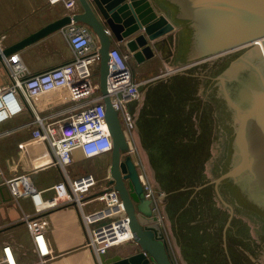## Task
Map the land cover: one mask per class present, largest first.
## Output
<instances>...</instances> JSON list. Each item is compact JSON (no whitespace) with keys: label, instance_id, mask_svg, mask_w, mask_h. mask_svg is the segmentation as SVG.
Wrapping results in <instances>:
<instances>
[{"label":"water","instance_id":"water-1","mask_svg":"<svg viewBox=\"0 0 264 264\" xmlns=\"http://www.w3.org/2000/svg\"><path fill=\"white\" fill-rule=\"evenodd\" d=\"M165 1L176 7V17L182 18L190 30L183 58L187 67L138 84L139 95L125 102L182 261L264 264V0ZM78 5L81 10L72 16L67 11L3 45L0 63L5 56L61 29L71 19L90 26L101 53L96 75L113 142L107 154L109 177L105 183L107 188L118 190L138 245L128 255L103 254L102 263L176 264L159 210L145 195L138 158L131 150L133 144L127 140L111 104L107 74L109 49L115 40L141 63L155 56L159 40L166 42V35L175 31L177 24L165 11L157 10L153 0H78ZM172 76L179 81L186 78L191 91L185 96H199L201 109L209 107L212 111L205 115V132L208 121L210 138V156L204 163L206 178L180 188L191 190L180 207L169 198L172 193L161 188L149 158V148L155 149L159 138L187 136L192 120L195 135H203L198 112L191 119L188 115L175 117L164 99L148 97L150 89L158 84L156 79ZM214 113L218 115L215 126ZM210 185L209 196L201 194ZM191 201L193 210L189 209ZM167 204L172 206V219Z\"/></svg>","mask_w":264,"mask_h":264},{"label":"built area","instance_id":"built-area-1","mask_svg":"<svg viewBox=\"0 0 264 264\" xmlns=\"http://www.w3.org/2000/svg\"><path fill=\"white\" fill-rule=\"evenodd\" d=\"M62 2L71 16L77 11L78 0H48ZM71 49V59L39 72H31L18 52L3 58L10 82L0 86V123L24 111L26 103L33 115L24 126L31 129V135L44 141L53 152L54 162L63 173L53 188L51 197L45 198L27 172L18 173L5 179L13 198L30 196L36 211L53 208L57 205L74 202L87 232L86 245L89 246L100 264L101 255L110 248L133 240L130 218L123 200L114 187L106 186L96 191L100 178L92 172L77 177L70 176L68 166L74 160V151L80 149L87 158L102 156L113 147L109 123L106 119V106L100 93L99 82L94 71L99 69L101 53L99 43L89 25L71 21L61 29ZM0 36V50L3 47ZM130 54L112 44L109 49V70L107 92L113 108L118 112L125 136L133 144L132 151L138 157V168L144 192L152 198L153 206L163 213L156 186L149 179L137 149V133L128 111L126 100L139 95L137 85L153 78L136 79L129 64ZM63 89L72 104L50 114H42L32 104L39 95ZM15 128L1 131L0 136ZM99 201L101 205L86 210L89 203ZM30 214L24 219L29 220ZM37 259L25 264H46L51 257V249L44 232H33ZM0 264H20L10 244L2 246Z\"/></svg>","mask_w":264,"mask_h":264},{"label":"crops","instance_id":"crops-1","mask_svg":"<svg viewBox=\"0 0 264 264\" xmlns=\"http://www.w3.org/2000/svg\"><path fill=\"white\" fill-rule=\"evenodd\" d=\"M76 10H81V7L77 5ZM67 11L68 9L62 2L0 0V36L5 35L1 43L4 46L9 45ZM177 30L178 27L166 35V42L163 39L159 40L154 57L139 63L130 56L129 64L136 79L152 78L162 73L166 67L165 61L175 54V49L173 50L171 44ZM113 45L125 51L120 41L115 40ZM18 53L33 73L61 64L72 57V49L60 29L26 45ZM97 71V69L94 71L96 80H98ZM9 82L7 68L2 62L0 63V86ZM32 104L37 112L50 114L70 106L72 101L66 91L61 89L33 98ZM32 115V108L26 103L23 112L0 123V132L15 128L0 136V256L2 246L10 244L20 264L35 261L37 257L33 232L42 231L52 250L51 257L46 264H100L95 259L92 249L86 245L87 232L74 202L36 211L30 196L25 195L15 199L5 184V179L27 172L34 186L42 191L45 198H48L54 193L51 186L63 176L60 167L54 162L53 152L47 143L33 138L30 127L24 126ZM137 149L145 170L154 183L138 136ZM95 157L87 158L80 149H76L74 160L67 167L70 176L77 177L90 171L95 172L93 169L90 170V167L89 169L79 168L76 165L78 161L83 159L92 161ZM99 157L104 158L105 155ZM97 173L100 180L96 191L106 186L105 181L109 177L108 166L107 172ZM100 205L99 201H95L87 204L85 208L91 210ZM25 214H30L31 218L25 220ZM164 218L166 219V215L163 213V221ZM164 223L165 227H169V229L166 227V231L175 263L184 264L168 220ZM137 249L138 245L134 241H128L110 248L107 256L117 253L128 255Z\"/></svg>","mask_w":264,"mask_h":264},{"label":"trees","instance_id":"trees-1","mask_svg":"<svg viewBox=\"0 0 264 264\" xmlns=\"http://www.w3.org/2000/svg\"><path fill=\"white\" fill-rule=\"evenodd\" d=\"M170 77L166 80L156 79L158 83L156 86L150 89L149 98L153 100L164 99L167 105L169 113L175 117L189 116L191 119L192 114L198 112L200 115V125L202 127L201 133L203 135H195V128L193 126V120L188 126L189 132L185 137H165L159 138V142L156 148H149V158L155 169L156 178L161 188L171 196L169 197L173 201L174 205L180 207L183 202L186 201L187 196L191 193V190H181V187L192 186L198 182H203L206 178L205 172V160L210 156V138H209V122L206 134L205 115L212 113L209 107H203L201 109V100L199 96H185L191 91L189 81L185 77L184 80L179 81V78ZM190 102L189 110L186 109V105ZM208 106L210 101H207ZM214 105V101H212ZM218 115L214 113L213 124H218ZM213 126V128H214ZM205 129V130H204ZM206 134L207 137L204 135ZM143 142L147 147L150 142L143 137ZM211 185L207 186L205 190L201 192L204 195L209 196L211 193ZM194 201H191V207ZM170 203V202H169ZM168 213L172 219V206L168 207Z\"/></svg>","mask_w":264,"mask_h":264},{"label":"rangeland","instance_id":"rangeland-1","mask_svg":"<svg viewBox=\"0 0 264 264\" xmlns=\"http://www.w3.org/2000/svg\"><path fill=\"white\" fill-rule=\"evenodd\" d=\"M154 4L157 6V8L159 10L165 11L177 24L178 30L175 32V36L172 39V44L171 47L173 48V50L175 51V54L172 56V58L168 59L165 61V65L166 67L163 69L162 73H160V76H163L165 74L174 72L176 70L185 68L187 66H184L185 63L183 61V58L186 54V46L188 43V39H189V35H190V30L189 28H187L186 22L180 18V17H176L177 15V9L175 6L169 4L168 2H166L165 0H153ZM168 52V51H167ZM193 65V64H192ZM190 66V65H189ZM159 76V77H160ZM149 78V77H148ZM145 79V78H143ZM110 162V159L108 157H95L92 161L90 159H83L82 161H78V163L76 164L77 166H79V168H88L90 167V170H94L97 176L99 175L97 172H107V166ZM87 171V170H86ZM149 179L151 180V178L149 177ZM152 181V180H151ZM153 183V181H152ZM154 184V183H153ZM160 208L161 211L166 215L161 199H160ZM163 220V218H162ZM166 219L164 218V221L166 222ZM163 221V225L165 227V223ZM169 224V222H168ZM170 226V224H169ZM168 227V226H166ZM169 229V227H168ZM173 238V236H172Z\"/></svg>","mask_w":264,"mask_h":264},{"label":"flooded vegetation","instance_id":"flooded-vegetation-1","mask_svg":"<svg viewBox=\"0 0 264 264\" xmlns=\"http://www.w3.org/2000/svg\"><path fill=\"white\" fill-rule=\"evenodd\" d=\"M107 154H108V153H106V154H105V157H107V156H108V158H109V155H107Z\"/></svg>","mask_w":264,"mask_h":264},{"label":"bare ground","instance_id":"bare-ground-1","mask_svg":"<svg viewBox=\"0 0 264 264\" xmlns=\"http://www.w3.org/2000/svg\"><path fill=\"white\" fill-rule=\"evenodd\" d=\"M258 40H261V38L260 39H257L256 41H258Z\"/></svg>","mask_w":264,"mask_h":264}]
</instances>
